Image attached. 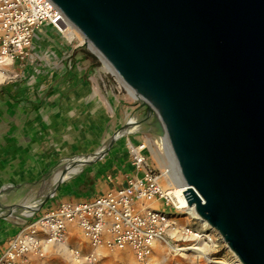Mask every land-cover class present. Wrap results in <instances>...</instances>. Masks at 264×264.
Segmentation results:
<instances>
[{"label": "water", "instance_id": "1", "mask_svg": "<svg viewBox=\"0 0 264 264\" xmlns=\"http://www.w3.org/2000/svg\"><path fill=\"white\" fill-rule=\"evenodd\" d=\"M50 1L164 138L198 221L264 264V0Z\"/></svg>", "mask_w": 264, "mask_h": 264}, {"label": "crops", "instance_id": "2", "mask_svg": "<svg viewBox=\"0 0 264 264\" xmlns=\"http://www.w3.org/2000/svg\"><path fill=\"white\" fill-rule=\"evenodd\" d=\"M64 35L39 28L27 59L0 77V255L22 227L59 204L91 200L140 176L130 145H146L151 156L140 103L89 49L71 43L73 32ZM68 233L65 245L47 246L27 264H84L70 249L88 252V245L75 226ZM97 253V264H135L129 249Z\"/></svg>", "mask_w": 264, "mask_h": 264}, {"label": "built area", "instance_id": "3", "mask_svg": "<svg viewBox=\"0 0 264 264\" xmlns=\"http://www.w3.org/2000/svg\"><path fill=\"white\" fill-rule=\"evenodd\" d=\"M43 26L62 35L69 28L79 45L83 42L50 0H0V67L25 61L36 31ZM146 149L144 144L128 147L140 176L91 200L61 203L32 220L7 241L0 264H27L30 257L42 258L47 246L67 243L70 226L78 229L89 247L88 252L70 249L73 258L84 264H97L99 249H129L135 264H152L155 244L173 253L195 255L200 243L211 242V235L217 233L189 213L185 188L175 191L163 184L162 172L154 171ZM181 219L188 223L182 224Z\"/></svg>", "mask_w": 264, "mask_h": 264}, {"label": "rangeland", "instance_id": "4", "mask_svg": "<svg viewBox=\"0 0 264 264\" xmlns=\"http://www.w3.org/2000/svg\"><path fill=\"white\" fill-rule=\"evenodd\" d=\"M71 43L73 44L79 43L78 38L74 37ZM10 66L11 64H6L0 67V77L2 79H6L10 76L11 74L10 71L13 70L11 69ZM102 66L106 69L104 65ZM106 70L112 79L119 81L117 77L111 71H109L108 69ZM122 91L124 90L122 89ZM162 148H163V145L161 142V138H158L152 134V141L150 145V151H151L150 162H151V165L154 171L157 173L162 172L161 174H163V171L161 169L160 160L162 158L165 159V152ZM161 179H162L163 184L167 186L163 178ZM181 223L186 224L188 223V220L181 219ZM195 227H198V225ZM210 240L211 242H208L206 244H204L203 242L200 243V248H202L204 251V254L202 255L199 254L198 252H196L195 255L193 254L188 255L185 252L173 253L167 247L162 248L158 246V248L155 249L154 255L152 257V264H219L215 262L223 261V260H226L230 262L231 264L237 263L235 260L236 257L234 256V254L226 247V245L223 243L222 239L219 236L213 233L210 237Z\"/></svg>", "mask_w": 264, "mask_h": 264}, {"label": "bare ground", "instance_id": "5", "mask_svg": "<svg viewBox=\"0 0 264 264\" xmlns=\"http://www.w3.org/2000/svg\"><path fill=\"white\" fill-rule=\"evenodd\" d=\"M65 32H72L70 31L69 28H67L65 30ZM74 33V32H73ZM106 69L109 70V68L106 67ZM159 138V137H158ZM161 142H162V145H163V150L165 152V159H161L160 162H161V169L163 171V174H162V178L163 180L165 181V183L167 184V187L168 188H171L175 191H179V189H181V179H180V176L178 174V171H177V168H176V165H175V162L171 156V154L169 153V150L166 146V143H165V140L164 138H161ZM158 144V143H157ZM161 146V144H160ZM160 158V157H159ZM178 193V192H177ZM189 213L191 215H195L194 211H193V208H189ZM196 216V215H195ZM197 217V216H196ZM204 224V223H203ZM156 245V244H155ZM155 247V246H154ZM196 249H198V253L199 254H204V251L202 248L200 247H197ZM214 261V260H213ZM215 263H219V264H231L230 262L226 261V260H223V261H217Z\"/></svg>", "mask_w": 264, "mask_h": 264}, {"label": "trees", "instance_id": "6", "mask_svg": "<svg viewBox=\"0 0 264 264\" xmlns=\"http://www.w3.org/2000/svg\"><path fill=\"white\" fill-rule=\"evenodd\" d=\"M95 60H96V63L99 64V62L97 61V59H95Z\"/></svg>", "mask_w": 264, "mask_h": 264}]
</instances>
